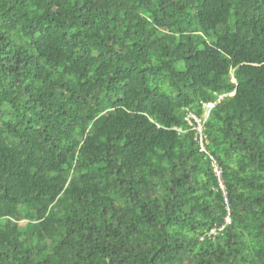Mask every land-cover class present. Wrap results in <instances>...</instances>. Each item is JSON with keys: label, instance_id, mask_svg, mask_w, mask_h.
<instances>
[{"label": "trees", "instance_id": "16d2710c", "mask_svg": "<svg viewBox=\"0 0 264 264\" xmlns=\"http://www.w3.org/2000/svg\"><path fill=\"white\" fill-rule=\"evenodd\" d=\"M0 264H264V0H0Z\"/></svg>", "mask_w": 264, "mask_h": 264}, {"label": "built area", "instance_id": "2783aa9c", "mask_svg": "<svg viewBox=\"0 0 264 264\" xmlns=\"http://www.w3.org/2000/svg\"><path fill=\"white\" fill-rule=\"evenodd\" d=\"M214 106V103H206L204 104V107H205V110H204V116H205V119L208 117L209 115V111L210 109ZM191 119H193L195 122H197V126L194 128L195 131H196V141L200 147V150L201 151H205V144H206V137L202 131V125L200 124V120L196 117H194L193 115H191L190 117ZM187 119V118H186ZM188 121H190V119H187ZM212 159V157H211ZM213 161V159H212ZM213 167H214V173H215V176L217 177V180L219 181V185L221 187V189L223 190L224 189V186L222 184V181H221V175H222V170L216 165V163L213 161L212 163Z\"/></svg>", "mask_w": 264, "mask_h": 264}, {"label": "clouds", "instance_id": "9594fccd", "mask_svg": "<svg viewBox=\"0 0 264 264\" xmlns=\"http://www.w3.org/2000/svg\"><path fill=\"white\" fill-rule=\"evenodd\" d=\"M180 130H181V129H180ZM195 135H196V133H195ZM195 140H196V137H195ZM225 199H226V197H225ZM226 219H227V223H230V219H229V217H227Z\"/></svg>", "mask_w": 264, "mask_h": 264}]
</instances>
